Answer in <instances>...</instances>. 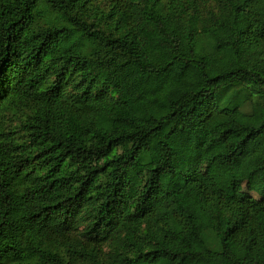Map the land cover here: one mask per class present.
I'll use <instances>...</instances> for the list:
<instances>
[{"label":"trees","instance_id":"1","mask_svg":"<svg viewBox=\"0 0 264 264\" xmlns=\"http://www.w3.org/2000/svg\"><path fill=\"white\" fill-rule=\"evenodd\" d=\"M129 67L136 102L117 83ZM205 159L224 169L198 172ZM259 177L264 0H0V264H264V191L220 188Z\"/></svg>","mask_w":264,"mask_h":264},{"label":"rangeland","instance_id":"2","mask_svg":"<svg viewBox=\"0 0 264 264\" xmlns=\"http://www.w3.org/2000/svg\"><path fill=\"white\" fill-rule=\"evenodd\" d=\"M169 30H173L174 23L171 22L169 25ZM184 65L180 63H175L173 68V75L177 76L183 72ZM140 81V75L138 70L135 67H129L117 80V83L121 86V100L126 102H136L141 100L142 96L139 93L138 86ZM129 87L134 92L132 94H126L125 88ZM162 141L163 138L156 134L150 139H148L143 147V151L148 153L150 156V163L143 165V171L147 172L148 170L153 169L158 163L163 160V151H162ZM174 165L177 172L184 171L188 168L189 164L184 155L179 154L174 159ZM198 172L202 174H212L218 175L224 169V163L222 160L217 159L210 161L208 159L203 160L196 166ZM181 181L177 175H170L164 181V189L172 190L177 184ZM221 190L224 195L233 201H238L240 199H251L258 200L262 198L264 191V181L262 177L254 179L250 183H247L241 186L237 190H232L226 184L220 185ZM175 200L178 205L188 210L196 223V226L200 230L209 229L212 226V221L209 216L206 215L202 202L198 197L191 191H183L175 196ZM203 252V247L200 244H197L194 253L199 254ZM177 264H204L201 261L191 262L188 260H180Z\"/></svg>","mask_w":264,"mask_h":264},{"label":"clouds","instance_id":"3","mask_svg":"<svg viewBox=\"0 0 264 264\" xmlns=\"http://www.w3.org/2000/svg\"><path fill=\"white\" fill-rule=\"evenodd\" d=\"M185 191H187V190H185ZM189 191V190H188ZM199 199V198H198ZM204 209V208H203Z\"/></svg>","mask_w":264,"mask_h":264}]
</instances>
